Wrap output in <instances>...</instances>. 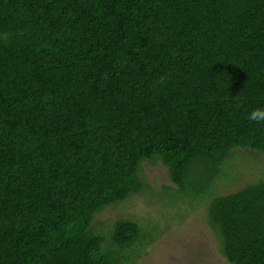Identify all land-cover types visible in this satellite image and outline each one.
Returning a JSON list of instances; mask_svg holds the SVG:
<instances>
[{
  "label": "trees",
  "instance_id": "obj_1",
  "mask_svg": "<svg viewBox=\"0 0 264 264\" xmlns=\"http://www.w3.org/2000/svg\"><path fill=\"white\" fill-rule=\"evenodd\" d=\"M258 108L264 0H0V264H134L139 222L107 240L94 216L143 162L202 201L232 149L264 154ZM207 222L227 262L264 264V181Z\"/></svg>",
  "mask_w": 264,
  "mask_h": 264
},
{
  "label": "rangeland",
  "instance_id": "obj_2",
  "mask_svg": "<svg viewBox=\"0 0 264 264\" xmlns=\"http://www.w3.org/2000/svg\"><path fill=\"white\" fill-rule=\"evenodd\" d=\"M140 178L145 183L141 192L94 216L92 226L98 233L109 240L115 221L128 218L139 222L149 239L141 240L143 249L135 252L134 264H230L221 255L220 241L208 225L207 209L214 196L264 181V154L232 149L222 166V175L202 201L196 195L180 197L167 167L160 162H143Z\"/></svg>",
  "mask_w": 264,
  "mask_h": 264
},
{
  "label": "clouds",
  "instance_id": "obj_3",
  "mask_svg": "<svg viewBox=\"0 0 264 264\" xmlns=\"http://www.w3.org/2000/svg\"><path fill=\"white\" fill-rule=\"evenodd\" d=\"M249 118L252 121H256V122H264V109L258 108V109H254L250 114H249Z\"/></svg>",
  "mask_w": 264,
  "mask_h": 264
}]
</instances>
